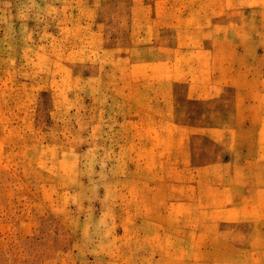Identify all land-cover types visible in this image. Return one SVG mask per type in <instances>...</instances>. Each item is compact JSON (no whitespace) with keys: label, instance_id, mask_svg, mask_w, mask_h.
<instances>
[{"label":"rangeland","instance_id":"obj_1","mask_svg":"<svg viewBox=\"0 0 264 264\" xmlns=\"http://www.w3.org/2000/svg\"><path fill=\"white\" fill-rule=\"evenodd\" d=\"M0 264H264V0H0Z\"/></svg>","mask_w":264,"mask_h":264}]
</instances>
